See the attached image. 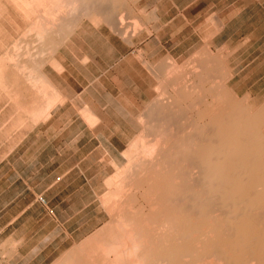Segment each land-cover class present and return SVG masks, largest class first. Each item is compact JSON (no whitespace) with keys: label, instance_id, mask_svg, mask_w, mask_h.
<instances>
[{"label":"bare ground","instance_id":"1","mask_svg":"<svg viewBox=\"0 0 264 264\" xmlns=\"http://www.w3.org/2000/svg\"><path fill=\"white\" fill-rule=\"evenodd\" d=\"M146 1L0 0V115L8 110L0 119V146L10 131L46 123L73 100L82 125L93 132L101 126L84 97L72 100L62 85L75 64L91 74L82 92L110 77V64L102 66L100 54L83 45L87 30L133 47L143 37L160 43L162 31L176 21L193 27L186 12L196 1L182 7L171 0L179 13L165 25L156 6L150 24ZM262 9L252 17L262 18L255 32L264 30ZM205 12L201 27L211 29L204 39L213 42L229 16ZM171 37L186 38L180 30ZM254 37L261 35H246L218 58L203 47L183 72L170 56L152 64L137 50L156 94L137 114L125 164L105 179L109 222L54 264H264V97L252 104L250 92L239 96L238 71L228 64Z\"/></svg>","mask_w":264,"mask_h":264},{"label":"rangeland","instance_id":"2","mask_svg":"<svg viewBox=\"0 0 264 264\" xmlns=\"http://www.w3.org/2000/svg\"><path fill=\"white\" fill-rule=\"evenodd\" d=\"M176 1L177 5L182 7L188 1H196L186 12L193 21V27L184 29L182 23L176 21L162 31L160 43H151L152 37H143L141 43L138 42L133 47H125L118 40L111 39L107 42L103 38L100 39L101 35L98 32L87 30V35L83 37V45L88 53L100 54L101 59H103L101 61L102 66L104 61L110 64L112 68L111 78L102 76L101 85L82 92L87 82L86 75L91 76V74H85L83 68L75 64L70 69L71 74L68 79L62 81V85L65 88V93L71 98L73 96L72 100L77 99L78 95L83 96L82 99L100 115L101 126L99 124L94 132L79 122L77 113L80 105L76 100H73V104L66 102L65 105L56 109L48 122L25 127H22L21 124V127H17L15 131L12 130L13 132L10 131L11 133L9 132L10 134L2 139L0 146V171L2 173H0V193L2 188H5V192L0 194V213L2 214L4 211L6 220L14 211L18 212L21 208L19 201L15 204L11 201L19 191H21V194H18L19 198L28 195L30 192L29 199L33 201L37 199L42 204L40 206L42 209L43 206L46 207L47 201L44 191L48 182L45 179L61 176L64 173H68L69 179H75L73 183L63 185L59 198L53 197L50 205L47 206L48 213H53V210L55 213L57 210L63 216L76 210V213L81 216L77 224H81L83 217L85 220L83 228L76 232L77 238L81 239L74 245L65 241L59 259L65 257L69 251L77 252L89 237L109 222L108 219L110 218L102 203L108 194L105 179L114 174L115 166L122 167L125 164L123 151L127 148V139L133 138L137 134V114L144 110L156 94L153 79L148 76L147 71L141 67L138 61L137 50L142 52V58L145 57L144 59L152 64H157L166 56H170L181 68L179 70L183 69L184 71L193 65L196 56V58L200 57L198 52H203L207 47V51L218 58L220 54L222 56L223 53H226L227 48L236 47L246 35L253 36L254 34L257 36L260 34L259 41L255 40L256 37L252 38L250 44L239 48L232 56L234 58H229L228 64L231 67L236 66V72L238 71L234 82L237 84L235 91L239 96L247 91L250 92V103L252 104H257L264 97V90H262L264 88V66L258 67L264 62V37L262 36L264 30L255 32V28L262 26V18L258 20L252 18L258 10L263 11L264 0ZM170 3L171 0L146 1L144 5L145 16L150 24H153L151 11L155 6L157 7L156 13L158 16L160 15L159 18L163 25L176 19L179 12ZM136 8H134L135 11ZM205 11H218L229 16L226 19L225 30L213 42L204 39V34L211 29L210 25L209 27H201L203 17L208 15ZM178 30L186 38L173 39L172 34ZM188 31L191 32V37L187 36ZM226 42L228 44L225 45ZM88 43L89 45H87ZM109 44H112L113 48ZM203 47L205 48L202 49ZM122 59L124 62L119 65V61ZM234 59L240 61H233ZM186 60H188L186 64H191L186 65ZM93 71L95 74H100L96 68H93ZM123 77L124 83L121 81ZM7 112L8 110H5V113L0 115V119L6 118ZM27 178L30 180L27 181ZM39 198H42L44 203ZM60 198L63 200L60 201ZM40 213L46 212L41 210ZM92 226L95 227V231L91 230V234L85 235V238L82 239V235L89 234V228ZM0 264H8L6 247L1 241Z\"/></svg>","mask_w":264,"mask_h":264},{"label":"crops","instance_id":"3","mask_svg":"<svg viewBox=\"0 0 264 264\" xmlns=\"http://www.w3.org/2000/svg\"><path fill=\"white\" fill-rule=\"evenodd\" d=\"M67 174L45 179L48 182L44 191L47 196L46 205L44 204L46 207L43 206L41 209L42 204L37 199L30 200V192L19 198L18 194H21L19 191L11 200L13 204L20 202L21 208L18 212L14 211L7 220L4 217V211L0 213V241L6 247L8 264H53L59 260L65 241L74 245L81 239L77 238L76 232L83 228L85 220L83 217L81 224H77L81 216L76 213V210L65 216L60 215L57 210L55 213L54 210L53 213L47 212L51 199L59 198L62 193V186L74 182L75 179H69ZM4 190L5 188H2L0 194H4ZM41 210L46 213H40ZM89 229V234L82 235V239L85 235H90L91 230L95 231L93 226Z\"/></svg>","mask_w":264,"mask_h":264},{"label":"built area","instance_id":"4","mask_svg":"<svg viewBox=\"0 0 264 264\" xmlns=\"http://www.w3.org/2000/svg\"><path fill=\"white\" fill-rule=\"evenodd\" d=\"M39 200H40L41 202H43V199H42V198H39Z\"/></svg>","mask_w":264,"mask_h":264}]
</instances>
